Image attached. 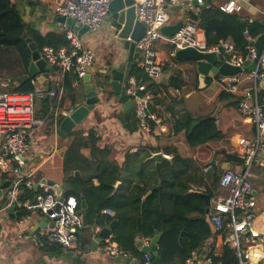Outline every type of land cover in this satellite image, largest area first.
Masks as SVG:
<instances>
[{"label": "built area", "instance_id": "built-area-1", "mask_svg": "<svg viewBox=\"0 0 264 264\" xmlns=\"http://www.w3.org/2000/svg\"><path fill=\"white\" fill-rule=\"evenodd\" d=\"M114 0H50V10L57 17L72 18L83 27L88 34L100 33L109 16V7ZM137 19L146 27L145 35L136 43L139 51L138 66L141 77L131 75L126 85V93L133 101L136 119L141 129L149 130L151 121L157 118L151 113L153 95L147 90L145 79L160 80L165 73L162 62V44L169 49L170 58H175L179 49L196 48L203 52H215L226 62L244 69L256 60L254 71H244L235 77H220V84L227 93L240 96L238 110L253 127V134L238 139V147L242 163L238 169L224 171L220 186L225 190L222 198L213 203L210 222L216 231L226 227L230 231L229 245L236 251L239 264H264V228H259L255 212H258L256 199L252 196L253 185L250 181L253 169L264 168V46L257 55L254 46L256 38L246 31L245 38L249 42V57L244 59L231 41H222L215 47L208 48L199 39L198 22L194 18L195 5L185 3L186 0H134ZM204 6L206 0H196ZM180 6L182 28L172 37H166L161 29L171 23L168 10L171 6ZM221 10L233 13L238 9L237 0H230L222 5ZM264 14V11H263ZM64 32L70 42V49L44 47L41 57L52 67V87L48 94L56 99L48 114L43 118L36 116V97L42 94L43 88L34 78L31 81L33 92L0 93V186L10 182V186L0 191V221L8 209L15 204L17 218L21 211L28 215L18 219V224H29L32 214H38L52 221V228L43 234L31 229L20 231L16 238L21 242L32 243L38 248L57 245L63 249H76L79 232L84 229L79 202L74 196L58 200L52 186L36 183L28 169V162L33 152L34 141L46 127L51 117L55 128L58 122L69 116L75 108L62 110L60 98L64 94L65 77L76 76L80 81L90 74L96 61L95 54L86 45L78 32L65 25ZM1 86L9 84L1 81ZM78 85V81L76 82ZM38 185L42 193L36 195L37 203L20 202L23 189L32 190ZM104 213L115 217V212L105 210ZM104 251L113 257H125L122 250L109 242ZM144 264H152L149 255H144ZM211 264V261H208Z\"/></svg>", "mask_w": 264, "mask_h": 264}, {"label": "trees", "instance_id": "trees-1", "mask_svg": "<svg viewBox=\"0 0 264 264\" xmlns=\"http://www.w3.org/2000/svg\"><path fill=\"white\" fill-rule=\"evenodd\" d=\"M40 6V0H0V47L13 49L27 74L18 80L15 92L34 91L31 84L34 78L28 73L32 52L27 39H31L36 44L40 53L47 46L56 49H70V42L64 31L54 30L46 34L42 32L41 24L45 18L37 15L35 11ZM193 16L198 22L199 30L205 34V43L208 48L215 47L222 41H231L246 60L249 57V42L244 33L247 31L251 37L256 39L264 33V15L251 20L248 16L237 11L228 13L222 11L220 7L206 5ZM24 33H26L25 38L23 37ZM171 61L175 65L187 63L177 61L175 58H171ZM132 74L141 77L142 72L138 64L132 65ZM183 76L182 71L175 70L167 84L157 85L148 79H145V83L147 90L153 93L152 95L158 97V94L164 90L167 97L172 99V107H170L171 130L176 135L184 133L189 146L196 148L220 138V132L214 118H195L187 111L182 99L172 98L170 89L182 91L186 85ZM95 78L98 84L100 75ZM64 80L65 95L62 102L68 97L71 98L73 105H76L77 89L73 85L77 81L78 85H81L82 81L74 75H68ZM210 83L211 79H208L206 84ZM229 98L234 99V96L229 95ZM153 101L150 106L151 112H153ZM239 101L240 99L233 101L232 105L238 107ZM54 102L55 100L48 93L43 92L38 95L36 97V116L38 118L45 117ZM155 104H159V100H155ZM196 122H199L198 126L192 134H189L191 127ZM150 123L151 128H154L153 121ZM46 126L50 132H54L53 117L50 118ZM70 137H73V140L63 161L67 184L64 197L74 196L79 202L81 213H83L82 199L86 201V218L89 223L96 213L112 206V202L120 200L123 203L125 199V201L129 200L136 209L135 217L128 226L129 233L136 237L139 223L140 234L150 242L158 232L161 236L159 255L162 264H188V261L193 258V254L199 253L215 234L227 236L229 230L226 227L221 231L214 230L215 228L210 222L211 215L209 217L206 215L205 201L201 194L190 190L189 184L203 176L194 160L183 159L178 155L176 149H167L166 154L175 156V158L171 162L166 161L161 164L162 179L160 180L155 162L150 160L154 153L150 149L142 148L136 153L126 154L125 162L120 165L111 161V152L107 147L102 148L98 145L100 138L97 137L94 130L91 129L87 137L84 135V131H74ZM86 149L90 151L89 156L84 154ZM227 159L236 161L238 165L242 163L240 158L234 159L229 155H227ZM76 172H79L80 176H75ZM220 179L221 174L215 170L211 177L214 188L218 186ZM95 180L99 181V186L94 185ZM118 182H122L120 190L130 189L133 192L113 197L112 194ZM158 187H161V190H158ZM149 192L151 194L145 199ZM40 193H42L41 189L38 191H35L34 188L32 190L23 189L19 200L22 203L30 202ZM142 203H144L143 208L141 207ZM28 214L29 212L23 210L17 219ZM125 216L127 215L123 213V210H117V214L112 220H118V226L114 231V236H118L117 241ZM195 216H198L199 219L193 220ZM109 221L111 220L109 219ZM50 246L48 245L46 249H49ZM54 247L61 248L57 245ZM130 251L139 256L135 249ZM207 260H210L211 264H239L236 251L229 244L223 247L220 255H215L213 251H210ZM144 262L143 257L142 264Z\"/></svg>", "mask_w": 264, "mask_h": 264}, {"label": "crops", "instance_id": "crops-1", "mask_svg": "<svg viewBox=\"0 0 264 264\" xmlns=\"http://www.w3.org/2000/svg\"><path fill=\"white\" fill-rule=\"evenodd\" d=\"M229 1L230 0H207L204 6L198 5L196 0H186L185 3H192L195 5L196 12H198L206 5L221 7ZM40 4L41 6L35 9V11L37 15L44 16L45 18L41 24L42 32L44 34L54 30L63 32L65 25L60 24L57 20V16L50 10V0H40ZM237 5L238 9L236 11L244 16H248L251 20H255L264 15V0H237ZM169 10L172 24L181 20V14L179 10H177V7L173 9L170 8ZM88 37H93L94 43L92 46L93 49L91 48V50L96 57L95 64L90 72V84L97 85L95 76L102 74L111 66L119 68L121 64L127 60L128 52L124 50L121 43H118L114 38L113 31L106 22L100 33L94 36L89 34V36L84 38L86 44V38ZM198 37L205 42V34L203 31L199 30ZM163 45L164 44L160 46L161 57L167 71H165V77L163 76L162 80L151 82L157 85L167 84L173 71H182L184 73L183 79L186 85L183 87L182 91L170 89L172 98L182 99L187 111L195 118H214L220 132V138L207 145L191 148L184 133L178 135L174 134L171 130L172 119L170 113L172 99L167 97L164 90L158 94V97L153 95L154 101L159 100V104L155 105L153 101V112H151L157 118V122H153L155 125L154 128L150 127L149 130L141 129L136 119L134 106H132L129 111H125L123 106L117 103L116 99H110L109 101L103 100V103L94 109L89 118L77 126L74 131H84V135L87 137L89 131L91 129L94 130L97 137L100 138L98 145L102 148L107 147L111 152V161L117 162L120 165L125 162L126 154L136 153L142 148L150 149L154 152L153 155L161 152L170 157L171 161L175 156L167 155L165 151L167 149H176L178 155L183 159L194 160L201 169L203 176L202 178H198L196 182L190 183L189 187L192 192L201 194L202 198L203 195L212 194L208 207L209 213H206L207 217H209L212 212L213 203L222 198L226 193L220 186V182L216 188L212 186L211 177L215 170H217L222 177L224 173L222 166L226 163L230 165L231 169H238L240 164L238 165L236 161H229L227 155L232 156L234 159L240 158L238 139L251 136L253 134V127L248 120L243 118L238 107L232 105L234 103L233 101L240 99V96H234L224 91L220 84V77L214 79L207 78V80L211 79V83L209 85L205 83L206 86L204 85L203 87L199 79L196 65L192 63L175 65L171 61L169 50L166 45L167 51H162ZM134 63L137 64L135 59L133 61V64ZM44 74L50 76V79L46 80L50 85L52 80V67L51 70L41 72V75ZM26 75L24 70L19 79ZM0 79L5 83L9 82L5 80L7 78L1 73ZM39 85L44 91L45 87L40 83ZM73 86L77 89L76 105H73L71 98L68 97L62 102L65 95L64 87V94L60 98V105L63 111L76 108L80 106L83 101L84 81H82L81 85L74 83ZM51 87L52 84L49 86V90ZM229 95L234 96V99L229 98ZM56 131L55 126L54 132H50L46 126L44 130L39 133L34 141L33 152L28 162V169L34 176L33 181L35 184L42 183V180L46 179L58 185H66L67 188L63 171V161L65 153L73 140V137H70V135L74 131L66 138L58 136ZM189 134L192 133L189 132ZM84 154L85 156H89V149H86ZM77 173L79 175H77ZM252 173L253 176L250 179L253 185L252 196L258 201V194L264 191V168H254ZM74 175L80 176V173L76 172ZM94 185L99 186V181L95 180ZM121 185L122 182H118L115 185L112 194L113 197L133 192L130 189L120 190ZM39 189L42 188L39 187ZM209 189L211 191H208ZM148 194L150 195L151 193L149 192ZM148 194L145 199L149 196ZM125 200L123 203L120 200L112 202V206L102 209L100 213H96L90 223L87 221L88 226L84 227V229L79 232L80 243L78 242V247L72 250L55 248L54 245H51L49 249H46L48 245L44 248H38L32 243L18 241L16 235L20 231L27 229L33 231L35 227L40 225L36 233L43 234L48 229L52 228V221L34 212L32 214V221L29 224L19 225L16 214H14V212L10 214L7 211L6 214L2 216V221H0V264H119L116 262L117 257H113L104 251V247L109 242L113 243L122 251L129 250L123 252L126 258L132 259V264H134V262L142 264L144 255L138 251L137 244L139 241H142L145 245H149L151 241L149 242L142 237V234L138 231V225V234L136 237L129 233L128 226L133 217H135L136 209L132 202ZM125 202H127V204H125ZM141 207H144V203H142ZM205 207L207 208L206 202ZM105 210H112L115 214H117V210H123V213L127 216H125L124 224L120 227L119 240L117 241L118 236H114L113 232L109 241L100 244L98 250L92 252V249H90V230L94 226H97L98 229L103 228L106 226V222L109 221V219L111 221L114 219V217L104 213ZM255 215L257 226L259 228H264V218L257 211ZM198 219L199 217L195 216L193 220ZM229 238L230 231L227 233V236L215 234L206 242L199 253L193 254V258L188 261V264H207L209 261L207 260V255L210 251H213L215 255H220L223 251V247L229 244ZM87 248L88 251H90L89 254L87 253ZM132 249H135V251L139 253V256L134 255L133 252L130 251ZM72 254H74V257L71 256ZM78 258L81 260L77 263L76 261Z\"/></svg>", "mask_w": 264, "mask_h": 264}, {"label": "water", "instance_id": "water-1", "mask_svg": "<svg viewBox=\"0 0 264 264\" xmlns=\"http://www.w3.org/2000/svg\"><path fill=\"white\" fill-rule=\"evenodd\" d=\"M177 10H180V6H176ZM171 6L170 8H176ZM169 8V9H170ZM109 16L106 18V24L113 31V36L118 43H121L124 50L128 52V58L121 66L115 67L111 66L108 70L100 74L99 83L97 85H92L91 75L88 74L83 78L85 83L83 101L80 106L76 107L74 111L67 117H64L60 123L59 128L56 133L61 138H66L71 134L77 126L85 122L94 109L103 103V100L109 101L110 99H116L117 103L122 105L125 111H129L133 106V101L126 93V85L128 83L129 77L132 75V65L134 59L136 63H139V51L136 47V43L139 42L142 37L145 35L146 27L144 23L137 19L136 15V6L134 0H114L109 7ZM57 20L60 24L67 25L72 28L79 35L85 36L88 34V28L83 27L79 22L72 18L57 17ZM183 26V20H179L174 24L167 25L161 29V33L166 37L174 36ZM23 37H26V33L23 34ZM29 43V48L32 52L31 62L29 65V75L32 78H35L42 86H44V93L49 91V84L46 80L50 79V76L47 74L41 75V72L45 70H51V67L48 66L47 62L41 57V54L34 42L31 39H27ZM254 46L257 51V55L261 53L264 46V33L257 38L254 43ZM175 59L180 62H187L196 65L197 72L199 74L200 82L202 86H206L207 78L214 79L216 77H235L241 75L244 71H254L256 67V60H253L252 63L242 69L241 67L234 66L218 56L215 52H203L196 48H184L179 49L175 53ZM164 76V75H163ZM165 77V76H164ZM163 78V77H162ZM162 78L160 80H162ZM159 81V80H158ZM198 126L196 122L190 133ZM151 161H154L156 164L157 172L159 179H162L161 174V164L166 161H171V158L164 155L161 152L154 154L151 158ZM224 171L231 169L229 164H224L222 166ZM77 175H79L77 173ZM43 184L52 186L54 191L57 194L58 200L64 198V193L66 192V185H58L50 180H42ZM10 182H5L0 186V191L8 188ZM39 186L36 185L34 190L38 191ZM161 190V187L157 188ZM149 195V194H148ZM259 199L257 201L258 212L264 218V191L258 194ZM212 194L203 195V198L206 202V213H209L210 198ZM33 204L37 203V197L34 198ZM86 201L82 199L81 208L83 209L82 219L84 226H88L86 218ZM16 210V205L13 204L8 212L13 214ZM47 219V218H46ZM46 223V222H44ZM53 226V224H51ZM118 226V220L107 221L106 226L98 229L97 226L92 227L90 230V249L92 252H96L100 244L110 240L111 234L116 230ZM40 228V225L35 227L33 232H37ZM138 231L140 232V226L138 224ZM161 236L158 232L152 238L149 245H145L142 241H139L137 244L138 251L143 255H149L152 259V264H162V260L159 255V242ZM139 240V239H138ZM87 253L89 254L90 251ZM74 257V254L71 255ZM81 259H77V263ZM117 263L122 264H132L131 258H126L123 256L116 258ZM138 264V262H134ZM208 264V263H207Z\"/></svg>", "mask_w": 264, "mask_h": 264}, {"label": "rangeland", "instance_id": "rangeland-1", "mask_svg": "<svg viewBox=\"0 0 264 264\" xmlns=\"http://www.w3.org/2000/svg\"><path fill=\"white\" fill-rule=\"evenodd\" d=\"M28 11L26 10V13ZM168 13L171 15L170 10ZM89 35H86L87 37ZM87 39V46L93 49V37H88ZM86 43V42H85ZM169 50V49H168ZM162 51H167L165 45L162 46ZM170 59V58H169ZM167 71L166 67L164 68ZM24 72V68L20 63L19 57L17 53L10 48H1L0 47V73L5 75V79L9 86H1L0 84V93H11L15 92V88L17 87L18 80L20 75ZM188 73V72H186Z\"/></svg>", "mask_w": 264, "mask_h": 264}]
</instances>
